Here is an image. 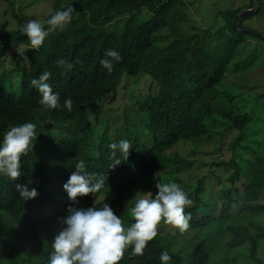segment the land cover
Segmentation results:
<instances>
[{
    "label": "trees",
    "instance_id": "1",
    "mask_svg": "<svg viewBox=\"0 0 264 264\" xmlns=\"http://www.w3.org/2000/svg\"><path fill=\"white\" fill-rule=\"evenodd\" d=\"M258 4V10L236 17L253 7L254 0L238 6L232 0L231 7L216 9L215 15L224 19L219 26L185 29L189 17L183 0H72L56 5L46 18L71 6L75 14L71 23L50 33L38 51L18 55L14 65L9 52L29 44L21 31L25 23L16 16L15 27L0 26V146L11 127L36 125L33 147L21 157L20 178L12 181L0 174V264H48L51 243L65 227L60 220L68 215L69 206L93 207L88 202L104 194L111 195L108 204L129 227L134 222L129 215L134 206L130 194L154 197L158 182L178 184L193 201L185 209L191 217L189 228L183 234L172 226L164 234L158 232L143 256L133 257L129 247L120 264H161L159 256L165 250L172 257L169 264H209L222 244L243 252L253 264H264L258 255L264 224L238 218L264 214V140L258 138L264 137V118L262 126L255 118V109L264 112V0ZM142 8L153 13L137 23L133 11ZM127 12L131 16L121 29H106ZM258 22L261 26L254 27ZM167 27L168 34H159ZM169 38L168 44L163 43ZM107 49L122 57L113 61L111 73L100 65ZM250 49L262 59L254 75L250 70L256 60L247 62L244 57ZM60 59L74 65L64 75L56 64ZM44 72L51 73L47 83L59 96L56 109H45L30 83ZM140 73L156 83L155 94L140 106L143 129L124 133L110 125L99 129L92 115L101 114L102 106L117 98L124 75ZM229 84L244 89L246 102L237 103ZM68 98L73 101L71 112L64 107ZM217 120L226 131L236 132L226 149L223 133H217L221 154L231 155L201 163L208 170L192 174L199 166L179 146L208 141ZM121 140L129 141L130 155L110 169L109 145ZM117 158L123 159L119 151ZM79 160L94 181L105 177L100 192L78 198L82 203L71 201L63 187ZM222 173L228 175L225 180ZM212 176L216 182L209 180ZM16 184L36 188L38 196L22 200ZM216 184L218 192L213 190ZM227 263L236 260L227 258Z\"/></svg>",
    "mask_w": 264,
    "mask_h": 264
},
{
    "label": "clouds",
    "instance_id": "2",
    "mask_svg": "<svg viewBox=\"0 0 264 264\" xmlns=\"http://www.w3.org/2000/svg\"><path fill=\"white\" fill-rule=\"evenodd\" d=\"M73 11L74 8L69 6L51 14L44 22L38 19L28 20L21 31L27 36L29 44L27 48L23 45L16 46L19 55L23 56L28 49L38 51L50 33L57 29L63 31L71 23ZM105 57L100 61V65L109 73L113 70V61L118 62L122 59L114 49H107ZM56 64L63 69L62 75L74 67L73 63L64 59L56 61ZM50 76V72H44L30 83L41 96L39 103L45 109H56L60 107L59 96L47 83ZM72 104L73 101L68 98L64 102V107L71 112ZM35 128V124L28 122L13 126L5 132L0 146V174L12 181L20 178L21 157L33 147L32 140L36 139ZM109 148L112 161L109 164L110 169L127 160L131 151V145L127 140H121L119 144L112 143ZM117 151L123 159L117 158ZM75 167L76 171L63 186L71 201L78 202L79 197L90 193L97 194L105 186L103 175L94 181L91 174H85L83 160H79ZM156 187L158 192L154 197L134 196V206L129 210L130 218L134 222L127 228L121 216H118L108 203H103L99 208L93 206L87 209L70 205L68 215L60 220L65 227L51 243L52 251L48 264H120L129 247L133 257L144 255L148 243L157 236L158 226L162 221L178 229L181 234L186 232L191 217L185 209L191 207L193 201L174 182H158ZM16 190L24 201L38 196L37 189H29L27 184H16ZM95 203L101 204L97 199ZM159 259L161 264H169L172 257L165 250L161 252Z\"/></svg>",
    "mask_w": 264,
    "mask_h": 264
},
{
    "label": "rangeland",
    "instance_id": "3",
    "mask_svg": "<svg viewBox=\"0 0 264 264\" xmlns=\"http://www.w3.org/2000/svg\"><path fill=\"white\" fill-rule=\"evenodd\" d=\"M71 2L72 0H0V26L15 27L17 24V17L21 18L25 24L30 19H38L44 22L46 21L48 14L54 11L56 5L59 8L61 6H65L68 3L70 4ZM233 4L236 6L246 5L249 4V0H233ZM231 6L232 0H183V9L186 11L189 17V21L184 24V28L190 29L191 26H219L221 23H223L224 19L222 16L215 15L216 9H226ZM133 12V20L137 23L149 19L153 13L147 8L134 10ZM130 16L131 12L125 13L121 17L115 19L112 24L107 25L106 29H121L124 22ZM72 17L74 18L75 14L72 13ZM253 26L259 27L261 26V23L258 22ZM169 28H164L159 32V34H168L170 32ZM171 39L172 38H169L163 43H169ZM162 40H165V38L163 37ZM18 55L19 54L16 48L9 52L8 58L10 57L13 65L16 61V58H18ZM244 57L247 62L256 60L255 65L252 66L250 70V74L254 75V73L259 69L262 59L258 58L256 54H254L253 49L248 50L244 54ZM154 84L151 82L150 75L146 73H140L136 76L124 75L118 86L117 98L112 102H106L104 106H102L103 109L101 114L95 113L94 115H92V118L95 119V122L99 129H105L107 125H110V129L120 127L119 129L121 133H124V130L128 131L129 128L135 131H141L143 129V118L145 116L144 112L140 109V106H144L143 104H146V102L149 101L150 98L155 94L154 90L152 89V85ZM232 85L233 84H229L228 89H232L235 92V100L237 101V103L242 104L246 102V96L243 93L244 89H241L238 85ZM261 86L264 87V78H262L261 80ZM255 115L256 121L260 124L262 121L261 119L264 118V112L261 109L257 108L255 109ZM208 120L209 119H207L206 121L208 122ZM132 122L134 123V126ZM212 126L215 134L212 137H209L208 141H205L203 143L186 142L179 146V149H181V153L191 160H196V165L199 166V169L192 171V174H200L201 172L208 170V167L202 165L201 163L219 161L220 158H229L231 155V152H228L224 155H222L221 153L229 146V143L235 136L236 132L226 131L224 129V126L218 120L214 121L212 123ZM219 132H222L225 138V146L224 149L222 148L221 150L218 149L219 143L217 133ZM142 138L143 140L151 139L150 136H143ZM258 138L262 141L264 140L263 136H259ZM218 169L216 170L220 171L222 168L219 167ZM184 176L189 178V175L187 174H184ZM227 176L228 175L222 173L223 180H225ZM209 180L211 182H216L217 179L212 176ZM213 190L215 192H218L220 190L219 185L216 184ZM135 195V193L130 194L129 200L134 198ZM110 196V194H104L100 196L97 200L101 204H96V200L88 203L91 206L102 207L103 203H108ZM78 202L82 203L83 200L78 199ZM238 218L244 223L248 222L251 219H254L264 224V214H247L245 216H239ZM169 227L171 226L163 224L162 221L158 226V232L160 234H164L166 233V230H170ZM258 255L264 262V244L261 245L258 251ZM227 258H229L230 261L232 259H235L236 264H253L251 260L247 259L244 256L243 252L231 250L224 244L220 246L218 245V247L213 251L212 258L209 264H228Z\"/></svg>",
    "mask_w": 264,
    "mask_h": 264
},
{
    "label": "water",
    "instance_id": "4",
    "mask_svg": "<svg viewBox=\"0 0 264 264\" xmlns=\"http://www.w3.org/2000/svg\"><path fill=\"white\" fill-rule=\"evenodd\" d=\"M258 3H259V0H254V5H253V7L242 9L241 12H240L236 17H238V16H242V15H247V14L252 13L253 11L258 10V6H259ZM235 19H236V18H235Z\"/></svg>",
    "mask_w": 264,
    "mask_h": 264
}]
</instances>
